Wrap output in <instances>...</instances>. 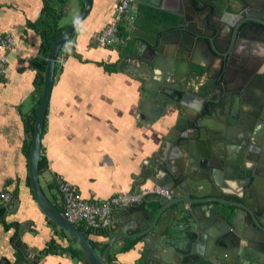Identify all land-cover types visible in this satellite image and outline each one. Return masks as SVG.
Listing matches in <instances>:
<instances>
[{
	"label": "water",
	"instance_id": "1",
	"mask_svg": "<svg viewBox=\"0 0 264 264\" xmlns=\"http://www.w3.org/2000/svg\"><path fill=\"white\" fill-rule=\"evenodd\" d=\"M164 1L174 5L169 7ZM91 2L82 0L80 11L46 55L26 162L38 209L73 239L83 255L80 264H110L107 253L119 237L133 239L130 248L138 246L134 264H264V163L260 161L264 158L260 143L264 69L260 73L247 66L250 56L264 59V0H138L180 18L177 24H155V30L133 24L128 39L132 43L115 64L141 77L142 94L153 98L145 124L168 108L174 111L172 123L160 138L163 143L142 160L133 176L134 185L149 181L167 188L169 195L146 193L138 202L112 208L100 224L111 225L103 235L108 240L99 246L45 197L37 162L54 65L65 39L88 14ZM224 34L226 45L220 47ZM208 60L216 63L211 75ZM192 65L200 66L201 72L191 70ZM236 107H242L237 117L242 126L239 136L228 133L236 114L224 113L226 108H234L231 112L235 113ZM15 200L14 192L9 201ZM225 206L232 207L230 221ZM6 215L4 210L0 221ZM101 248L105 249L99 255ZM251 248L260 251L259 259ZM25 259L35 264L31 256ZM0 264L10 263L0 257Z\"/></svg>",
	"mask_w": 264,
	"mask_h": 264
},
{
	"label": "crops",
	"instance_id": "2",
	"mask_svg": "<svg viewBox=\"0 0 264 264\" xmlns=\"http://www.w3.org/2000/svg\"><path fill=\"white\" fill-rule=\"evenodd\" d=\"M116 1L92 0L88 14L72 31L73 53L80 60L75 56L65 57L53 77L45 131L40 139L47 167L38 176L40 187L50 203H60L57 193L46 188L53 176L70 183L88 200L132 191L136 187L133 176L139 165L157 151L163 143L160 138L174 119L173 109L168 108L164 115L145 124L147 108L153 106L150 102L153 98L142 94L141 77L126 66L105 71L96 63L117 61L125 46L132 43V38L124 46L101 48L90 43V34L111 19ZM134 1L131 3L136 14ZM67 2L60 20L62 24H68L82 7V0ZM162 4L172 7L174 2L164 1ZM40 7L41 0H0V34L12 36V45L2 51L6 69L0 74V188L10 196L16 193L13 203L8 200L0 206L2 212L7 211L0 221V257L10 264H27L25 256H31L35 264H80L81 258L66 252H40L50 238L60 246L80 249L67 234L46 221L26 184L27 158L21 150L25 134L20 112L34 107L38 97V93L32 91L34 71L28 62L37 53L40 40L26 27L25 21L34 20ZM134 22L127 32L124 29L128 39ZM236 109L232 113L234 108L230 111L226 108L224 113L236 114L235 120L232 122L231 119L228 124V133L239 136L242 126L237 117L242 115L239 111L242 107ZM260 142L264 144V132ZM145 185L152 184L147 181ZM4 225L8 228L5 229ZM100 227L110 232L111 225ZM103 235L106 234L92 232L88 239L99 246L108 240ZM128 239L119 237L113 241L107 253L111 257L108 263L134 264L138 246L121 250ZM104 249L101 248L98 254L101 255ZM250 251L254 256L261 255L257 249L251 248Z\"/></svg>",
	"mask_w": 264,
	"mask_h": 264
},
{
	"label": "trees",
	"instance_id": "3",
	"mask_svg": "<svg viewBox=\"0 0 264 264\" xmlns=\"http://www.w3.org/2000/svg\"><path fill=\"white\" fill-rule=\"evenodd\" d=\"M67 3H68L67 0H41V7L35 19L32 21L30 20L25 21L26 27L33 30L39 36V40H40L37 53L33 57H31L28 62L29 67L34 71L32 78V86H33L32 91L34 93H38V97L35 101L34 107H32L28 111L20 112L22 129H23V133L25 134V138H23L22 140L21 150L26 156V158H27L28 148L32 135V126L36 113V108L40 99V90L43 80L46 55L52 42L67 25L60 23V20L64 15V8L67 5ZM135 11H136L134 17L135 25L139 26L141 29L144 30H155L154 27L155 24H160L162 22L177 23L180 20V18L176 17L175 15H172L170 13L164 12L159 9L152 8L147 5H143L138 2L135 3ZM120 33L125 34L122 27H120ZM73 48H74V44L72 41V32H71L70 35L65 39L63 45L60 48L59 53L65 51V57L75 56L80 60V57H77L73 53L74 50ZM128 49L129 46H125L123 50L125 52ZM96 63L98 65H101L105 71H112L113 69H116L115 62L104 63L102 61H99ZM59 69H60V65L58 64V62L55 61L53 77H55ZM45 126H46V121L44 117L42 133H44L45 131ZM46 167H47V160L43 155L42 149L40 148V155L37 162L38 176L46 169ZM55 177L56 176H53L52 179L46 183V188L49 190H54V192H56ZM26 184L27 186H29L28 178L26 180ZM30 193H32L31 190ZM52 197L55 198L54 194L52 195ZM51 203L60 212L62 211L60 203L59 204L57 202L54 203L53 201ZM225 209L227 211L226 216L228 218V221H230L232 215V207L225 206ZM1 213H2V208L0 207V214ZM46 221L55 227V225L47 218ZM77 226L87 237L92 232L108 234V232L102 230L100 226L96 228L94 231H89L87 229H84L80 225ZM4 228L7 229L8 228L7 225H4ZM58 230L64 233L61 229ZM132 242L133 239H128L126 244L122 245L121 250H127L128 248H130ZM40 252L44 254L55 253V252H59V253L66 252L70 256L75 257L77 259L82 258V253L80 250L73 249L69 246H60L58 243L54 241L53 238H50L49 241L46 242V244L44 245L42 250H40ZM107 261L108 262L111 261V257L107 256Z\"/></svg>",
	"mask_w": 264,
	"mask_h": 264
},
{
	"label": "built area",
	"instance_id": "4",
	"mask_svg": "<svg viewBox=\"0 0 264 264\" xmlns=\"http://www.w3.org/2000/svg\"><path fill=\"white\" fill-rule=\"evenodd\" d=\"M132 0H117L113 14L99 30L90 34V43L97 47L107 48L124 46L128 40V33L121 34L120 27L127 32L134 20L135 13ZM12 45V36L9 33L0 34V74L5 72V56L2 51ZM67 50V49H66ZM65 59V51L58 53L56 62L59 65ZM56 193L59 197L62 214L76 225L94 231L107 218L111 209L116 206L138 202L146 193H157L168 196L169 190L158 185H138L132 191L117 192L105 198L88 200L83 198L79 191L70 183L55 177ZM10 198L8 192L0 188V206Z\"/></svg>",
	"mask_w": 264,
	"mask_h": 264
},
{
	"label": "flooded vegetation",
	"instance_id": "5",
	"mask_svg": "<svg viewBox=\"0 0 264 264\" xmlns=\"http://www.w3.org/2000/svg\"><path fill=\"white\" fill-rule=\"evenodd\" d=\"M238 20H239V18H238ZM135 23V22H134ZM178 23V22H177ZM177 23H166L167 25H169V24H177ZM244 24H246V23H244ZM227 35L226 34H224L223 35V37L220 39L221 41H220V43H219V46L220 47H224L225 45H226V41H227ZM259 58H257L256 60H254L253 62H252V64L250 65V63L248 62V64H247V66H248V69H255V71H259L260 70V73H261V71L264 69V59L262 58V56L261 55H257ZM263 61H262V60ZM118 62V59H117V61H115V64ZM195 66V67H194ZM207 72H208V74L209 75H211L212 74V72H213V70H214V68L216 67V63H214V62H212V61H209L208 60V64H207ZM191 70H196L198 73L199 72H201V70H202V68L200 67V66H196V65H192L191 66ZM200 78L202 79V80H204L203 78H204V74L202 75V76H200ZM261 143V142H260ZM261 152V151H260ZM260 152H258L257 154L258 155H261L260 154ZM258 157V156H257ZM262 160H260L261 162H263L264 163V158H261ZM260 261H261V258H260Z\"/></svg>",
	"mask_w": 264,
	"mask_h": 264
},
{
	"label": "bare ground",
	"instance_id": "6",
	"mask_svg": "<svg viewBox=\"0 0 264 264\" xmlns=\"http://www.w3.org/2000/svg\"><path fill=\"white\" fill-rule=\"evenodd\" d=\"M256 57H257V56H250V58H249L250 65L252 64V62H253L254 60L257 59Z\"/></svg>",
	"mask_w": 264,
	"mask_h": 264
},
{
	"label": "rangeland",
	"instance_id": "7",
	"mask_svg": "<svg viewBox=\"0 0 264 264\" xmlns=\"http://www.w3.org/2000/svg\"><path fill=\"white\" fill-rule=\"evenodd\" d=\"M138 0H135L134 2L136 3ZM66 234V233H65ZM68 237H70L69 235H68ZM71 238V237H70Z\"/></svg>",
	"mask_w": 264,
	"mask_h": 264
}]
</instances>
